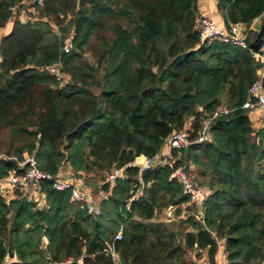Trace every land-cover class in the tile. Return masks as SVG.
Returning <instances> with one entry per match:
<instances>
[{
    "label": "trees",
    "instance_id": "16d2710c",
    "mask_svg": "<svg viewBox=\"0 0 264 264\" xmlns=\"http://www.w3.org/2000/svg\"><path fill=\"white\" fill-rule=\"evenodd\" d=\"M24 1L0 0V30L11 26L0 41V154L33 155L53 177L68 164L92 195L109 196L94 217L47 181L41 207L0 190V264H114L102 253L112 244L119 264H216L220 245L227 264H264V125L241 109L264 68V0H215L216 23L244 28L246 49L199 39L198 0ZM22 5L31 21L12 20ZM56 64L66 82L49 74ZM219 109L229 113L203 143L174 152L209 192L201 218L171 168L133 164L188 125L195 137ZM14 172L0 161V182Z\"/></svg>",
    "mask_w": 264,
    "mask_h": 264
},
{
    "label": "built area",
    "instance_id": "2783aa9c",
    "mask_svg": "<svg viewBox=\"0 0 264 264\" xmlns=\"http://www.w3.org/2000/svg\"><path fill=\"white\" fill-rule=\"evenodd\" d=\"M26 1V0H25ZM24 1V2H25ZM22 2L21 4H23ZM43 0H37L38 6L42 5ZM16 6L11 9L12 17H17L19 21H31L34 16L25 8L19 9ZM257 20V19H256ZM254 20V21H256ZM259 20V19H258ZM256 21L255 23H257ZM254 23V22H253ZM197 32L200 40L217 41L223 44H231L242 49L247 48L246 30L239 25H230L228 29L220 27L214 18L202 17L197 21ZM73 49L71 39H65L62 45V51L69 53ZM50 75L62 79V73L59 65H54L48 69ZM241 109L249 113H257L258 122L264 125V68L259 72L258 79L251 85L248 90V98L241 106ZM229 110L219 109L214 112L203 124L200 132L194 137L190 126H186L183 130L173 133L164 146L165 156L159 160L155 158H140L133 165L138 166L142 171L156 168L159 166H167L171 168L172 175L181 185L183 194L188 198L189 203L194 204L198 209L201 218L204 217L203 206L208 199L209 192L206 188L196 183L191 173L184 170L182 166H176L174 152L188 148L194 144L203 143L210 131L212 121L220 115H227ZM0 161H13L17 165V172L12 173L5 180L0 182V190L4 198H13L14 192L19 191L27 200L37 203L38 206L43 205L44 194L41 192V182H50L51 188L57 192L69 191L72 200L85 205L87 213L97 217L102 214L101 202L109 196L108 192L99 190L97 195H92L89 188L86 187L81 178L67 176L62 170L58 176H51L42 172L33 155L24 156L21 160L16 157H7L0 154ZM123 168L114 169L107 175L101 185H112L116 179L122 177ZM141 195V194H140ZM168 209L167 216L171 215ZM166 215V214H165ZM166 218V217H165ZM122 240V231L119 230L114 237V241ZM106 256L111 257L114 264H119V254L115 250L114 244L109 250H103ZM63 264H83V256L73 261L72 259L65 261ZM216 264H227V261L216 260Z\"/></svg>",
    "mask_w": 264,
    "mask_h": 264
},
{
    "label": "rangeland",
    "instance_id": "374dc122",
    "mask_svg": "<svg viewBox=\"0 0 264 264\" xmlns=\"http://www.w3.org/2000/svg\"><path fill=\"white\" fill-rule=\"evenodd\" d=\"M24 8H25V5H22V8L20 7L19 9H22V10H23ZM19 9H18V10H19ZM17 18H18V16H17V17H13L12 20H15V19L17 20ZM200 18H202V17H199L198 20H199ZM256 21H258V22L255 23ZM256 21H254V23L251 25L250 28H254V29H256L257 26H259V25L261 24L260 20L257 19ZM10 27H11V26H9V29H8V27H6V28L0 30V41H1L2 37L5 36V35L7 34L8 31H10ZM86 57L89 58V55L87 54ZM62 78H63V80H64V81L62 80V82H66L67 79H68V78L65 79V75L62 76ZM249 115H250V114H249ZM252 117H253V116H252ZM164 156H165V154L163 153V150H161L160 153L157 154L154 158H155L156 160H159V159L163 158ZM62 171H63L67 176L77 177V176H74V175H73L74 173L71 171V168L63 167ZM98 186H102V185H101V182H99V185H98ZM140 194H141V192H138V194H137V196L135 197V199H137V197L140 196ZM188 209H189V208H186V210H188ZM155 218H156L157 221L165 220V212H164V211H160V212H158V213L156 214ZM180 221H181V220H177L176 222H177V223H180ZM220 247H221V245H220ZM198 264H200V261L198 262Z\"/></svg>",
    "mask_w": 264,
    "mask_h": 264
},
{
    "label": "crops",
    "instance_id": "0c3cea01",
    "mask_svg": "<svg viewBox=\"0 0 264 264\" xmlns=\"http://www.w3.org/2000/svg\"><path fill=\"white\" fill-rule=\"evenodd\" d=\"M199 2V15L200 17H211L215 19V0H198ZM9 29V26H8ZM255 117V115H253ZM164 153V150H163ZM66 168H70L68 164L64 165ZM217 258L221 260H226L224 252H223V247H219V251L217 252L216 255V260ZM200 264H208L207 259L205 255L202 256V259L200 260Z\"/></svg>",
    "mask_w": 264,
    "mask_h": 264
},
{
    "label": "water",
    "instance_id": "95a60500",
    "mask_svg": "<svg viewBox=\"0 0 264 264\" xmlns=\"http://www.w3.org/2000/svg\"><path fill=\"white\" fill-rule=\"evenodd\" d=\"M171 208H169V210H170Z\"/></svg>",
    "mask_w": 264,
    "mask_h": 264
}]
</instances>
